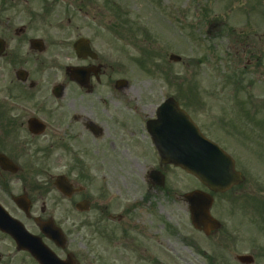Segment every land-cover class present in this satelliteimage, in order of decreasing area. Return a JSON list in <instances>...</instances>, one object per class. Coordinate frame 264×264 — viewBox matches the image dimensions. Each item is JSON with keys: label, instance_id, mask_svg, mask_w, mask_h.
Listing matches in <instances>:
<instances>
[{"label": "flooded vegetation", "instance_id": "obj_1", "mask_svg": "<svg viewBox=\"0 0 264 264\" xmlns=\"http://www.w3.org/2000/svg\"><path fill=\"white\" fill-rule=\"evenodd\" d=\"M21 1L27 6L30 1L39 2L41 7L46 4V0ZM63 1L74 3L78 11L85 9L87 18L88 10H93L92 0ZM9 6L18 4L9 0L0 3V20L4 21V32H0V155L5 158L0 159V206L31 235L46 241L37 223L52 219L45 216L51 206L47 201L50 195L55 196L57 209L64 203L76 212V205L86 202L88 243L101 246L103 264L182 260L172 246L190 240L186 194L202 191L215 199L223 194L209 192L196 179L163 160L159 148L166 146L167 140L172 146L173 135H167L165 129L173 121L165 110L159 113V108L169 99L175 101L200 132L233 159L242 180L228 193L242 197L250 190L246 186L250 172L247 158L253 144L264 137V97L237 94V83L228 79L223 85L215 84L217 89L214 86L211 93L198 94L191 101L188 62L177 63L183 68L182 78H174L170 68L157 77L151 62H144L142 69L135 62L126 65L124 46L117 49V56L96 52L90 35L88 45L93 55L85 59L62 56L58 46L28 37V25L12 28L13 18L21 15L8 17L5 7ZM41 7L38 13L23 10L22 15L28 17V22L43 19ZM117 25L121 28L90 29L88 33L120 38L123 43L124 37L147 34L135 30L132 22ZM262 30L253 39L259 37L258 57L264 61V25ZM65 42L72 50L69 41ZM231 49L239 50L235 45ZM147 51L144 59L151 55ZM253 55L251 52L244 59ZM249 63L243 68L250 67ZM70 68H76L84 77L72 80ZM259 80L264 86V73ZM176 124H183V119ZM52 156L53 167L47 170ZM3 164L10 166L5 168ZM58 177L70 185L69 196L55 189ZM194 233L202 235L191 229V236ZM192 241L197 246L196 240ZM57 251L61 256L68 254L66 249ZM20 253L36 264L29 254ZM73 257L80 264L79 256Z\"/></svg>", "mask_w": 264, "mask_h": 264}, {"label": "rangeland", "instance_id": "obj_2", "mask_svg": "<svg viewBox=\"0 0 264 264\" xmlns=\"http://www.w3.org/2000/svg\"><path fill=\"white\" fill-rule=\"evenodd\" d=\"M13 2L18 6L5 7V13L11 19L14 14L21 16L13 18L12 28L28 25V37L41 38L44 42L47 41L48 45L58 46L62 56H72L69 53L70 50H67L65 40L72 43L77 38H87L88 35L92 36L94 47L99 53L104 52L115 56L119 54L117 52L119 38L96 37L93 34L94 30L107 29L102 21L108 16L106 12L104 14L98 8H103L102 0H93V6H91L94 9L93 13L91 12L88 18L86 16L82 20L81 15H77L76 5L65 3L63 0L56 2L46 0V4L42 7L37 1H30L28 6L21 0H9V3ZM115 4L114 7L121 6L128 11L129 19L133 21L136 19L139 29L144 26L151 31L148 37L138 36L137 41L138 45L142 46L146 39L144 47L153 48L152 53L159 51V55L157 53L155 58L159 67L161 61L167 62L170 54L178 55L184 62H188L186 70L188 83L195 87L194 93L190 91L191 88L189 89L190 99L196 94L211 93L214 86V89H217L215 84L223 85L232 75L233 78L236 76L245 80L242 82L238 80L239 84L235 91L237 94H251L258 99L264 97V86L259 80L264 73V61L258 57L260 55L259 37L253 39L256 35H260L264 25V0H117ZM40 7L43 8L42 13H45L43 19L28 22V17L22 15L25 14L23 10H28L27 13H38ZM68 20H70V26L66 27ZM0 23L3 24L4 21L0 20ZM90 29L94 30L88 33ZM0 30L4 32L3 25H0ZM61 30L69 31L65 35L64 33L59 35L58 31ZM205 31L210 32L205 34ZM234 45L239 48L237 52L231 49ZM131 52L133 51L128 48L127 53L124 54L126 65L131 63L133 59L131 55L135 58L141 55L138 52L135 54ZM251 52L254 55L244 59L245 56L250 57ZM239 60L243 64L249 61L251 64L247 74L243 73L242 77L239 68H235ZM64 62V59L61 60V64ZM172 73L177 78L184 76L180 65H173ZM252 155L251 161L254 163L252 172L254 175L260 174L262 183L260 188L263 191L259 190L255 184V177L252 176L254 193L250 198L247 197V193L240 197L239 208L243 205L242 210L238 208L234 211L231 207L236 204L237 198L221 199L219 205L222 211L217 209L216 213L220 215L217 217L222 223V230L212 240L202 239L200 247L204 249L203 257L194 255L190 244L173 245L185 256H181V264H192L191 261L195 264H208L206 256L214 258V264H238L235 261V255L239 254L252 255L254 264H264V145L254 143ZM54 159L52 156L51 161L47 162L50 164L46 167L47 170L53 167ZM50 196L51 199L48 197L47 201L51 206L45 216H50L60 223L68 241L66 249L80 255L82 264H101V246L95 242L88 243V227L85 225L88 222V214L79 215L64 203L57 209L56 201L53 200L55 196ZM55 252L58 253V251ZM0 254L2 264H34L26 255L17 254L10 240L1 236ZM177 263L178 261L171 262V264Z\"/></svg>", "mask_w": 264, "mask_h": 264}, {"label": "water", "instance_id": "obj_3", "mask_svg": "<svg viewBox=\"0 0 264 264\" xmlns=\"http://www.w3.org/2000/svg\"><path fill=\"white\" fill-rule=\"evenodd\" d=\"M84 45L80 41L74 44V49L78 55L88 53L87 46ZM187 129V138L184 140L183 145L174 148L176 154V157H173L174 165L180 166L194 175L210 189L218 190L219 185L227 186L231 179L229 158L220 150L208 144L189 121ZM58 187L64 188L62 185H58ZM188 204L192 224L195 228L201 229L207 235L210 231L220 227L208 213L211 200L207 196L193 193L188 197ZM14 224L15 222L10 218L3 220L0 217V229L14 239L18 249L28 251L39 264H74L71 260L66 262L58 260L38 238L29 236L19 224H16V226ZM39 228L57 246H64V238L60 230L50 221L41 222ZM238 260L245 264L252 263V258L247 256L238 257Z\"/></svg>", "mask_w": 264, "mask_h": 264}]
</instances>
